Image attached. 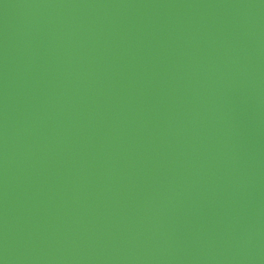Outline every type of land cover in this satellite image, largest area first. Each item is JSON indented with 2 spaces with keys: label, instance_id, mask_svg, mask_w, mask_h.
Instances as JSON below:
<instances>
[{
  "label": "water",
  "instance_id": "obj_1",
  "mask_svg": "<svg viewBox=\"0 0 264 264\" xmlns=\"http://www.w3.org/2000/svg\"><path fill=\"white\" fill-rule=\"evenodd\" d=\"M0 264H264V0H0Z\"/></svg>",
  "mask_w": 264,
  "mask_h": 264
}]
</instances>
